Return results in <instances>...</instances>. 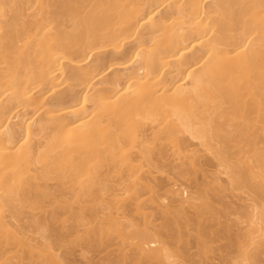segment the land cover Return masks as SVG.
<instances>
[{
    "label": "bare ground",
    "instance_id": "obj_1",
    "mask_svg": "<svg viewBox=\"0 0 264 264\" xmlns=\"http://www.w3.org/2000/svg\"><path fill=\"white\" fill-rule=\"evenodd\" d=\"M221 202L264 264V0H0V264H213Z\"/></svg>",
    "mask_w": 264,
    "mask_h": 264
},
{
    "label": "rangeland",
    "instance_id": "obj_2",
    "mask_svg": "<svg viewBox=\"0 0 264 264\" xmlns=\"http://www.w3.org/2000/svg\"><path fill=\"white\" fill-rule=\"evenodd\" d=\"M228 212H233L232 207H227L225 203L217 204V209L214 214L220 216V219L215 222H210L208 225L212 226V231H215L217 234L213 240L208 244L211 248L210 257L211 263L213 264H231L232 261L237 257V245L229 243V237L235 239L237 232L236 227H232L228 230L229 224L235 219L233 215H227ZM224 214V215H223ZM158 222H162L159 220ZM182 248L184 253H192L194 257L196 255L197 259L202 260V254L197 248L196 242L191 238L190 241L187 237H184L183 242L177 243L174 245ZM117 252L111 255L113 260H116ZM108 258L106 251H99L91 248L87 253V257H84L81 254L80 250H75L71 255H69V261L72 264H101L105 262Z\"/></svg>",
    "mask_w": 264,
    "mask_h": 264
}]
</instances>
